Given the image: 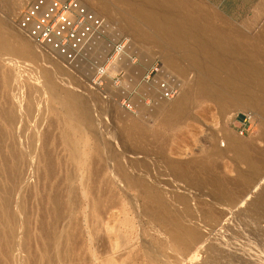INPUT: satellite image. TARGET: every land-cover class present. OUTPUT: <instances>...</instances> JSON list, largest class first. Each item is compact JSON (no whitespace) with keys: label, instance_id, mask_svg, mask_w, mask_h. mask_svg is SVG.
<instances>
[{"label":"rangeland","instance_id":"1","mask_svg":"<svg viewBox=\"0 0 264 264\" xmlns=\"http://www.w3.org/2000/svg\"><path fill=\"white\" fill-rule=\"evenodd\" d=\"M3 1L6 0L0 2V16L4 15L1 14L4 13ZM29 1L23 0L22 5L14 14L15 18L12 19V26L16 30L17 36L22 39H26L27 36L18 30L17 20L21 10ZM97 1L88 0L90 6L100 11L99 16L105 21L106 29L104 28L105 31L102 35L104 44L102 46L100 44L101 52L98 50L100 53L93 57L90 53L92 51H90L89 55L86 53L73 63L62 61L71 71L69 75L56 72V78L54 76L56 80L51 79L58 84L63 82V87L56 90V95L50 93V96L49 92L42 91L43 82L38 76L44 68L49 75H53L55 72L50 67V63L43 61V57L47 54H54L47 47L44 46L46 52L38 50V53H34L38 44L30 41L27 52L32 55L31 59L22 56L20 59L16 57L15 60L12 58L15 57L12 54L0 51L2 53L0 54V199L12 189L15 183L16 187L11 193L10 205V209L15 215L14 223L18 229L24 225V217L20 212L22 210L28 217L27 228L30 233L28 234L29 244L27 243L29 246L26 245L23 250L19 246L21 237L19 230L8 239L9 237H6V221L0 215V264H21V261L24 264H34L33 259L37 256L36 253H40V248L45 243L44 241L42 244L44 240L41 236L42 231L36 229L40 228L37 227L39 221H43L40 218L45 220V217L47 222H43L48 230L51 231L52 225H54L53 230H55L52 232L58 235L62 234L60 236L67 243H70L71 240L76 245L78 244V249L75 247L77 250L75 248L73 250L76 251L74 254L77 256L82 253L81 256H87L89 251L97 256L99 246L95 245V241L99 238L103 239L107 235L113 238L114 232L117 231L120 236L119 242L127 243L131 240L127 245H130L132 252L134 253L138 249L134 254L141 255L140 258L143 260L154 259L156 262H153L154 264H264V210H250L247 204L240 206L238 202L240 193L246 188V176H249L250 173L245 162L239 159L227 142L229 137H231L229 139H238L242 149L264 164V133L260 132L257 119L252 118L253 122L255 121L252 127L240 134L243 127L241 120L249 114L246 110L247 106L245 107V104L243 106L229 92V83L212 84L216 94L208 98L201 97L198 95L199 86L196 79L204 73L196 63L185 58L182 49L171 48L161 36L151 29L145 28L142 22H136L137 26L141 28V33L132 35L129 29L134 22V17L128 9V3L124 4L121 0H108L110 5L106 6L109 7L104 12L102 6L107 0L105 2ZM192 1L207 12L209 11L210 20L212 19L211 22L217 29L220 28L218 30H224L227 25H230L243 34L254 36L257 43L254 40L252 42L256 43L261 52L264 51L262 49L264 44L257 41L258 35L259 37L264 36V0ZM100 8L102 9L100 10ZM121 39L127 41L124 55H122L128 62L122 67L120 86H115L110 82L115 72L112 69L107 74L108 80L105 86L101 88L93 86L90 74L95 67L104 63L112 45ZM236 42L240 45L246 43L245 39L237 37ZM164 50L175 57L177 65L180 66L177 73H172L174 76L166 75L174 87L173 97L191 87L195 91L189 94L188 109H186V115L182 120L173 119L168 112L172 105V101H170L172 97L164 100L159 96L155 84L157 79L161 78L158 77V73L153 72L149 82H146L142 76L144 70L154 64H157L161 71L163 64L158 55ZM133 59L136 61L135 65L132 64ZM129 62L131 64H128ZM35 68L40 69V72ZM9 77H13L12 80ZM68 90L77 94L74 98L73 115H68L64 111L65 91ZM159 102H164V108L161 110L156 108ZM27 110L29 111L27 112ZM17 111H21L20 118L15 116ZM86 114L88 118L94 120L96 126L94 124L87 125ZM167 114L168 117H165ZM15 117L17 118L15 119ZM70 120L75 124L73 130L67 124V121ZM91 129H94L95 132ZM73 140L80 147L79 153L82 155L79 154V158L74 157ZM213 146L223 150V155L220 157L209 156ZM162 161L185 166L187 170H191V177H200L202 183L192 184L189 177L176 179L172 182V175L166 177L161 174L163 169L160 163ZM199 162H203V168L198 169L200 171L195 173V165ZM146 164H149L148 169L151 170L149 169V172L143 170L141 173L143 187L151 188L153 186L149 173H152L151 176L156 173L155 176H159L157 178L169 179V182L176 186L175 188L182 191L186 204L175 203L170 213L172 215L179 214V225L192 224L200 232L199 241L196 242L192 251L190 249L186 252L181 245L178 247L173 245L170 238H167L169 237L167 232L173 226L172 223L163 225L158 220H154L157 217H153L151 212L146 210L149 205L145 201V194L141 193L143 191L142 184L137 182V178L133 174L136 168L146 167ZM157 166L158 169H162L161 172L159 169V175ZM122 171L128 173L130 187H126L125 182L121 180L119 174ZM121 186H124L122 190ZM261 186L256 189L257 191H254L256 192L254 194L264 190V184ZM157 188H159L158 191L163 190L161 184L156 186ZM101 192L104 194L102 195L103 199L101 195L99 196ZM54 195H56L55 197L59 196L57 197L58 206L64 208L67 213L65 218L63 217L65 220L61 218L62 220L58 219L56 222L55 220L51 221L53 218L51 211L54 208L52 206L55 205L52 204ZM166 195V199L171 198L169 192H166ZM61 197L63 198L61 199ZM133 198L136 203L132 204ZM60 199L61 204H59ZM87 199L88 203H86ZM107 199L109 200L106 203ZM65 201L66 203H64ZM111 204L114 205V208L110 206ZM135 205L139 206L136 208ZM87 206L90 210H86ZM108 206L110 207L108 208ZM105 207L109 214L105 212ZM131 207H135L136 211L131 210ZM45 210L47 211L45 212ZM100 211L103 213H99ZM41 215L45 217L43 218ZM158 216L160 215L158 214ZM148 217L149 219H147ZM125 221L128 224H124ZM156 221H158V225ZM51 222H53L52 225ZM150 222L151 224H149ZM70 225L71 227H69ZM127 225L128 229H126ZM159 230L161 232H158ZM90 232L100 234V237H98L99 235L96 237ZM93 236L97 239H94ZM92 238L95 240L94 242ZM121 238L123 239L121 240ZM165 240L166 243H164ZM35 241L39 243L36 244ZM100 242L101 240L98 241V243ZM8 248L13 252V256L7 253Z\"/></svg>","mask_w":264,"mask_h":264},{"label":"bare ground","instance_id":"2","mask_svg":"<svg viewBox=\"0 0 264 264\" xmlns=\"http://www.w3.org/2000/svg\"><path fill=\"white\" fill-rule=\"evenodd\" d=\"M80 1L83 4H85L90 10H92L95 14H97V15L100 14L99 13L100 11H98V9H95L92 6H90V3L88 2V0H80ZM95 1H97V0H95ZM99 1H101V0H99ZM103 1L105 2L106 0H103ZM122 1L124 4L128 3V5H129L128 9L130 10V12L132 13V15L134 17V22H132L131 27L129 29V30H131L132 35H138L139 33H141V28L137 26L136 22H142L145 28L151 29L157 35L161 36L168 43V45L171 48L182 49V51L185 55V58L190 60L191 62L196 63L197 67L200 68L201 72L204 73L202 76H200L196 79L197 85L199 86V88H198L199 94L198 95H200L201 97L208 98V97L214 96L216 94V92L214 90L215 88H214V86H212V84L213 85L214 84L219 85L221 83L222 84H224V83L228 84L229 83L228 84V86L230 85L228 88L229 92L231 94H233L237 98L238 102H241L243 104V106H244V104H245V107L247 106L246 110H248V114L252 118L257 119L258 128H259L261 133H264V53H262L264 51L261 52L259 50V47L256 45L257 42L255 41L254 36L252 37L251 35L243 34V32L236 30V28H234L230 25H227L226 29H224V30L222 28H221L222 30H218L220 28L218 27V29H217L212 24V22H211L212 19L210 20L211 16L208 13L209 11L207 12V10L200 7L199 4L193 2L192 0H121V2ZM0 2H1V0H0ZM22 2H23V0H6L3 3L4 4V13H1L4 15L0 16V26L2 27V29H0V51H3L4 53L7 52V53L12 54L13 56H15V57H12L15 60L17 59L16 57H18L20 59V58H22V56H24V57L26 56V58L29 57L31 59L32 55L28 54V52H27L28 43L31 41V43L38 44V43L34 42L26 34H25L27 36L26 39H24V38L22 39V38L18 37L16 34V30L12 26V24H13L12 19L15 18L14 14H15L16 10L18 8H20V6L22 5ZM112 2H114V1H112ZM98 3H100V2H98ZM105 3H107V4L105 5ZM105 3L102 6L104 12H105V9L107 10V8L109 7V6L108 7H106V6L110 5V4H108V0ZM199 3H200V1H199ZM1 6H3V5H1ZM102 8H100V10ZM210 14H211V12H210ZM18 30H20V29L18 28ZM236 37L239 39L240 38L245 39V41H246V43L244 42L245 45H240V43H237ZM94 40H95L94 42H96L95 48L92 50H87L88 55H89L90 51H92V52H90L92 54V56L93 55L95 56L101 52L100 51L101 46H102V44H104V43H102V41L104 42L103 38L102 37H96ZM253 40L256 43L252 42ZM256 40H257V38H256ZM257 41L264 44V36L259 37V35H258ZM100 44H101V46H100ZM38 45L36 46L37 49L34 51V53H38V50L39 51L43 50L46 52V50H44V46H42L40 44H38ZM262 49H264V47H262ZM98 50L100 51L99 53H98ZM53 53L54 54L49 53V55L47 54L46 56L43 57V61L45 63L46 62L50 63L49 64L50 67H52L54 69L55 72L53 73V75H49L47 73L46 68L42 69L41 72H40V69L35 68L36 70H39V72H40V73L38 72L40 74L38 76H39V78H41V81L43 82L42 91L45 90V92L47 91V93L49 92V94L50 93L55 94L57 89L63 87V85H62L63 82H62V84H61V82L58 84V82L54 81V80H56V79H54L56 72L60 73L62 75H69L70 71H71L70 68L63 63L64 61L66 63V60H64L61 56H59L55 52H53ZM0 54H2V53H0ZM5 57H7V56H5ZM158 58L161 60V62L163 64L162 69H161L158 77H160V76L163 77V76H166L167 74L170 75L172 73L174 74V72H176V73L178 72L180 66L177 65L176 58L171 56L167 51L164 50L163 52H161L158 55ZM126 62H128L126 60V58L123 55H120L119 57L116 58V60L113 62V64L110 65L108 68L109 69H113V68L115 69V67H124L126 65L125 64ZM45 63H43V64H45ZM128 64H131V63L129 62ZM128 64H127V66H128ZM31 66H33V65H31ZM129 66H131V65H129ZM43 67H45V66H43ZM10 78L11 77H9V79ZM12 78H11V80H12ZM39 78H38V80L40 81ZM55 78H56V76H55ZM51 79H54V80H51ZM197 85H195V86H197ZM188 87H189V85H188ZM192 90H193V92H192ZM194 92L195 91H194L193 87H191L187 90H184V91L178 93L176 96L170 98V101H172V105H171V108L169 107L170 109L168 108L169 109L168 112H169L170 116L173 117V119L182 120L185 117L186 109H188L187 106L189 103V94L194 93ZM196 92H197V89H196ZM51 94H50V96H51ZM76 95L77 94L75 92H73L72 90L65 91V97L64 98L66 99V101L64 103V111L68 115H73L72 111L75 108L74 107V98ZM164 100H166V99H164ZM163 104H164V102L163 103L159 102L157 104V107H156L157 110H161L162 108H164ZM33 107L34 106H32V108ZM165 107H166V105H165ZM28 111L29 110H27V112ZM17 112L18 113L15 114V116L20 118L21 117V111H17ZM32 112L34 113V111H31V113ZM78 112H79V110H78ZM14 113H16V112H14ZM80 114H82V112H80ZM170 116H169V118H170ZM10 117H11V115H10ZM17 117H15V119ZM31 117H33V116L31 115ZM165 117H168V114ZM13 118H14V116H13ZM27 118H28V116H27ZM23 120H25V119H23ZM85 122L87 123V125H93V124L95 125L94 120L88 118L87 114H86ZM67 124L71 130L74 129L75 124L71 120L67 121ZM26 127H27V125H26ZM91 128H93V127H91ZM93 130L91 129V131H93ZM94 132H95V130H94ZM66 134H67V132H66ZM35 138H36V136H35ZM229 138H231V137H229ZM229 138L227 139L228 146L231 147L235 151V153L238 155L240 160L245 162L246 167L248 168L249 173H250L249 176H246V180H245L246 188L240 193V199L238 202L240 203V206L247 204L248 208H250V210H253V211L264 210V193H262V191H264V190L258 192L257 194H254V193H256L254 191H257L256 189H259L260 187H262L261 185L264 184V164H262L256 158L251 157L244 149H242L243 147L241 146V143L238 141V139L235 140L236 138L235 139H229ZM17 140H19V139H17ZM32 140L34 141L35 139H32ZM19 142H21V141H19ZM72 145H73V150L75 153L74 157L79 158L78 155L81 154V153H79L80 147H78V145L76 144V141H74V140H73ZM222 155H223V150L219 149L218 147L213 146L210 149L209 156L220 157ZM152 164H154V163H152ZM160 164L162 166L161 168L163 169V171H162V169L159 168L160 172L162 171L161 174H163L166 177L167 176L169 177L172 175L171 176L172 182L176 181V179L189 177L192 184H195V182L197 184L202 183V180L200 179V177H195V176L191 177V175H192L191 170L190 169L187 170L185 168V166H183V165H173L171 162L165 163L163 161ZM160 164H159V166H160ZM148 165L149 164H146V167L145 166L139 167L133 171V174L137 178V182L139 184H142L143 191H141V193L143 192V194H145L144 195V198L146 199L145 201L149 205L148 206L147 204H145L149 208L148 209L145 206L147 208L146 210H149L153 217L156 216L157 218H155L154 220H158L161 224L163 223V225H164V224L172 223L173 226L171 227L169 232H167L169 234V237H167V236L166 237L168 239L170 238L173 245H176V247L181 245L185 249L186 252H188L190 249L192 251L196 242L199 241L198 238L200 236L199 235L200 232H198L195 225H192V224L191 225H179V219H180L178 217L179 214L174 213L172 215L170 213L172 211V208H173L175 203L179 202V203H183L184 205L186 204V199L183 197L182 191H179L180 190L179 188H175L176 186H174L173 183L169 182V179L166 178L165 180H162L161 177L157 178L159 176L156 177L155 172H154L155 177L151 176L152 173L151 174L149 173V176H150L149 178L151 179L153 186L151 188L143 187L144 185L142 183L143 178H142L141 173L143 170H148V172H149L150 168L148 169ZM119 168L121 169V166ZM195 168H196L195 173L200 171L198 169L203 168V162L197 163L195 165ZM12 169L13 168L11 167V170ZM153 169H155V168H153ZM157 169H158V166H157ZM159 169L157 171V174L159 172ZM191 169H193V168H191ZM119 176L121 177V180H123L125 182L126 187L131 186V183L128 182L129 175L127 172L122 171L119 174ZM164 176H163V178H164ZM117 177H116V180L118 179ZM173 177H174V179H173ZM15 178H17V177L15 176ZM18 178H20V177H18ZM113 180L115 182V179H113ZM120 184L122 185L121 182H120ZM159 184L162 185L163 190L161 189L160 191H158L159 188L156 189V186H158ZM15 187H16V184L14 183V186H12V189L0 199V202H1L0 215L3 219L5 218V221H6V223H5L7 225L6 226V237L7 238L9 237L8 239H10V237H13L15 232L19 230V234L21 235L20 240H19V246H20V248H22L24 250L26 248V245L29 244L28 240L30 239V238L28 239V234H30L28 231L29 229L27 228V225H28L27 224L28 223L27 218L28 217L24 214L25 212H22V210L20 211L24 217V225L22 227H19V229H18L14 223L15 215H14V213H12V211L10 209L11 193L13 192ZM216 187L218 188V186H216ZM122 188H124V186L123 187L121 186V190H122ZM252 188H254V190H251ZM101 189H102V187H101ZM105 191H107V190H105ZM102 192L99 194V196L101 195V197H102V195H104ZM166 192L170 193V195H171L170 199H166L167 198ZM104 193H106V192H104ZM137 194H140V193H137ZM56 195H54L53 202H52V204L54 203L55 205L53 204L54 206H52V207H54V208H52V211H51L52 212L51 216H53L51 221L55 220V222H56V220L63 218L67 214L65 212L64 208H61L60 205L58 206V198L57 197H59V196L55 197ZM70 195L72 196V194H70ZM50 198H51V196H50ZM62 198L63 197H61V199ZM70 198H72V197H70ZM61 199H60L59 204H61ZM88 199H87L86 203H88ZM99 199L101 201L103 199V197H102V199L101 198H99ZM138 199H139V196H138ZM51 200H52V198H51ZM74 200H75V198H74ZM108 200L109 199L106 200V203ZM71 201H72V199H71ZM136 201H137V197H136ZM136 201L133 198V201H131V202L133 204V202L136 203ZM74 202L76 203V201H74ZM79 202H80V200H79ZM96 202H98V201H96ZM102 202H103V200H102ZM110 202H112V201H110ZM64 203H66V201ZM99 203H101V202H99ZM89 204H91V203H89ZM115 204H116V202H115ZM143 205H144V201H143ZM143 205H142V207H144ZM72 206H74V205H72ZM100 206H101V204H100ZM100 206H98V207H100ZM110 206H113V208H114V205L111 204ZM110 206H108V208ZM131 206H133V205H131ZM98 207H96V208H98ZM135 207H136V205H135ZM75 208H76V206H75ZM106 208L107 207L104 208L105 212H106ZM134 208L131 207V210ZM135 209H134V211H136ZM86 210H90L89 207ZM91 210H92V208H91ZM46 211L47 210H45V212ZM40 212H42V211H40ZM101 212L102 211H100L99 213H101ZM137 212H139V210ZM106 213L109 214L108 211ZM136 213H134V214L137 215ZM168 213L171 215H169ZM69 214H71V213L69 212ZM101 214H99V215H101ZM158 214L160 216H158ZM140 215H142V214H140ZM151 215H149V216L151 217ZM51 216L49 214V217H51ZM88 216H86V217H88ZM101 216H104V215H101ZM74 217H75V214H74ZM140 217H142V216H140ZM103 219H104V217H103ZM147 219H149V217ZM40 220H43L45 222L46 217H45V220L41 219V218H40ZM118 220H119V218H118ZM43 221L42 222L39 221V224H38L39 226H37V227H40V228H37L36 230L39 229L42 231V233H41L42 235L40 233L39 234L43 237L42 240L44 239L42 241V244L44 241H45V243H44L43 247L41 246L39 254H37L35 252L37 256H35V258L33 257L34 258L33 259L34 264H154L153 262H155L154 259L147 261V260H143L142 258H140L141 255L137 256L136 254H134L135 251L137 252L138 249L135 250L134 253L132 252V250H131L132 248L129 247L130 245H127L131 240L129 242L127 241V243H125L124 241H120V242H124V243H120L118 241V238L120 236H118V232L117 231L114 232V230H113V232H114L113 238L112 237L110 238V236H108V235H107V237H105L103 239L99 238V240H101L100 243H98L99 240H96V241L94 240V239H97L96 237L98 235H99L98 237H100V234H97L98 231L96 233L97 235L92 232L96 236V237L93 236L94 237V239L92 238L93 242L95 241V245L97 247L99 246V248L97 250L98 253L96 254L97 256L93 255L92 251L87 252V254H86L87 256L84 255L85 257L81 256V255H83V253L80 256H77L76 254H74V252L76 253V251H73V250L75 247L77 248L78 244L76 245V243L74 241L71 242V240H70V243H67L66 241L63 240V237L60 236L62 234L58 235L57 233L52 232L55 230V229L53 230V227H54V225H52L53 222L50 223L53 226L52 230L50 231V230H48V228H46L47 226H45V223ZM70 221H72V220H70ZM141 221H142V219H141ZM158 221H156L157 225H158ZM74 222H76V221H74ZM152 222H155V221H152ZM91 223L93 225V222H91ZM95 223H96V221H95ZM88 224H89V221H88ZM98 224H95V225L97 226ZM124 224H128L127 221H125ZM149 224H151V222ZM69 227H71V225ZM127 227H128V225L126 226V229H128ZM132 227H134V226H132ZM161 227H163V226H161ZM114 228H116V227H114ZM149 228H151V227H149ZM94 229L95 228L93 227V230ZM4 230H5V228H4ZM137 230H138V228H137ZM59 231H58V233H59ZM66 231L69 233L68 230H66ZM55 232H57V231H55ZM99 232H100V230H99ZM158 232H161V230H159ZM165 232H166V230H165ZM3 234H4V231H3ZM119 234H120V232H119ZM158 234H156V235H158ZM160 234L165 235L163 233H160ZM140 235H141V233H140ZM68 236L70 237L71 235L69 234ZM74 236L76 237V235H74ZM74 236H73V239H74ZM123 238H124V236H123ZM123 238H121V240ZM38 239H36V240L38 241ZM141 239H142V237H141ZM162 239H165V238H162ZM85 241H86V239H85ZM87 241H89V240H87ZM35 243H36V241H35ZM38 243H36V244H38ZM96 243H98L99 245ZM164 243H166V240ZM137 244H138V242H137ZM139 244H140V242H139ZM6 245H7V242H6ZM83 245L85 246V244H83ZM166 245L169 246V244H166ZM92 247H94V246H92ZM173 248H175V247H173ZM34 249H36V248H34ZM93 249L96 250V248H93ZM7 253L10 254L11 256H13V252L11 250H9V248L7 249ZM145 259H146V257H145ZM20 263L24 264V263H22V261Z\"/></svg>","mask_w":264,"mask_h":264},{"label":"built area","instance_id":"3","mask_svg":"<svg viewBox=\"0 0 264 264\" xmlns=\"http://www.w3.org/2000/svg\"><path fill=\"white\" fill-rule=\"evenodd\" d=\"M17 26L34 42L47 47L66 62L73 63L86 55L87 50L95 48L94 39L102 37L105 21L80 0H30L21 10ZM126 44V39L116 41L104 63L93 69L90 74L93 86L101 88L106 85L107 74L111 70L108 67L117 57L124 55ZM135 62L133 59L132 64L135 65ZM112 70L115 72L110 82L120 86L122 67H115ZM153 72L160 74L157 64L144 70L142 76L146 82H149ZM166 77L163 76L155 82L162 99L173 97L174 94V87ZM241 122L243 127L240 134L254 124L250 115L244 116Z\"/></svg>","mask_w":264,"mask_h":264}]
</instances>
